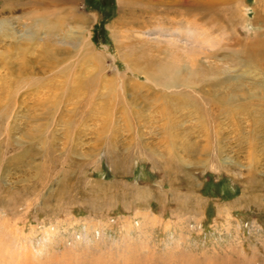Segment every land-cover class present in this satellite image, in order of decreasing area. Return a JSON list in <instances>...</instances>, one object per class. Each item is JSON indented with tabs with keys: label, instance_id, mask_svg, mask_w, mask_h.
<instances>
[{
	"label": "rangeland",
	"instance_id": "obj_1",
	"mask_svg": "<svg viewBox=\"0 0 264 264\" xmlns=\"http://www.w3.org/2000/svg\"><path fill=\"white\" fill-rule=\"evenodd\" d=\"M263 42L264 0H0V264H264Z\"/></svg>",
	"mask_w": 264,
	"mask_h": 264
},
{
	"label": "bare ground",
	"instance_id": "obj_2",
	"mask_svg": "<svg viewBox=\"0 0 264 264\" xmlns=\"http://www.w3.org/2000/svg\"><path fill=\"white\" fill-rule=\"evenodd\" d=\"M60 1H63V2H65V0H60ZM120 1H122V0H120ZM47 26V25H46ZM81 39V38H80ZM261 47H262V49L264 48V42L263 43H261V45H260ZM257 47H258V45H257ZM259 49V48H258ZM264 50V49H263ZM176 63V62H175ZM132 65H133V63H132ZM162 68V67H161ZM164 68V67H163ZM165 69V68H164ZM170 69V68H169ZM181 70V69H180ZM160 74V73H159ZM186 75V74H185ZM156 78V77H155ZM170 79V78H169ZM177 82V81H176ZM161 83V82H160ZM163 83V82H162ZM169 86V85H168ZM168 89V88H167Z\"/></svg>",
	"mask_w": 264,
	"mask_h": 264
}]
</instances>
